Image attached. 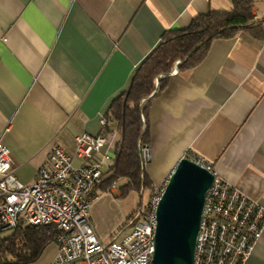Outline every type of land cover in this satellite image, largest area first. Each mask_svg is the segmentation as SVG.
Segmentation results:
<instances>
[{
    "label": "crops",
    "instance_id": "0c3cea01",
    "mask_svg": "<svg viewBox=\"0 0 264 264\" xmlns=\"http://www.w3.org/2000/svg\"><path fill=\"white\" fill-rule=\"evenodd\" d=\"M252 4L251 32L215 39L189 71H179L176 61L151 101L144 171L153 187L194 155L264 210V6ZM233 6L234 0H0V141L16 179L31 183L52 145L72 152L77 135L102 133V116L109 130L98 160L109 175L121 141L109 115L113 100L165 31ZM125 198L116 191L92 200L89 222L102 243L130 216L117 211ZM56 253L52 242L31 264H51ZM246 264H264V233Z\"/></svg>",
    "mask_w": 264,
    "mask_h": 264
},
{
    "label": "built area",
    "instance_id": "2783aa9c",
    "mask_svg": "<svg viewBox=\"0 0 264 264\" xmlns=\"http://www.w3.org/2000/svg\"><path fill=\"white\" fill-rule=\"evenodd\" d=\"M100 126L99 135H77L72 152L52 145L29 184L16 179L15 162L0 141V233L20 224L53 226L57 253L51 264H152L156 210L168 178L151 189L125 235L102 243L89 222L94 191L103 180L98 155L107 143L108 118L102 116ZM139 150L143 164L148 163V145ZM186 157L214 176L205 193L193 264H246L264 233L263 208L226 183L211 164Z\"/></svg>",
    "mask_w": 264,
    "mask_h": 264
},
{
    "label": "trees",
    "instance_id": "16d2710c",
    "mask_svg": "<svg viewBox=\"0 0 264 264\" xmlns=\"http://www.w3.org/2000/svg\"><path fill=\"white\" fill-rule=\"evenodd\" d=\"M252 1L234 0L231 12L210 11L205 16H196L183 30L164 32L159 44L134 72L128 89L110 105L109 115L121 130V141L116 145L110 174H103L102 182L94 191L95 196L108 192L112 184L120 180L124 182L118 185L119 197H126L131 192L141 197L143 191L150 192L153 185L144 171L139 149L149 144L147 113L151 101L166 86V75L176 61H179V71H189L204 59L215 39L231 38L240 31L251 32ZM140 207L141 203L137 213ZM135 215L136 212L127 218L118 234L134 225ZM55 234L53 226L23 224L0 233V264L34 263L53 242Z\"/></svg>",
    "mask_w": 264,
    "mask_h": 264
},
{
    "label": "water",
    "instance_id": "95a60500",
    "mask_svg": "<svg viewBox=\"0 0 264 264\" xmlns=\"http://www.w3.org/2000/svg\"><path fill=\"white\" fill-rule=\"evenodd\" d=\"M213 178L187 157L178 161L156 210L152 264H193L205 193Z\"/></svg>",
    "mask_w": 264,
    "mask_h": 264
},
{
    "label": "rangeland",
    "instance_id": "374dc122",
    "mask_svg": "<svg viewBox=\"0 0 264 264\" xmlns=\"http://www.w3.org/2000/svg\"><path fill=\"white\" fill-rule=\"evenodd\" d=\"M118 182L119 181L115 182V188L111 189V187H110L108 192H116L117 191L120 194V190H118V185H119ZM149 197H150V192L148 190L143 191L142 194H141V197L136 192H131V193H129L126 196L125 199H123L124 201L123 200L121 201L122 202L121 206H120V203H119L117 211L121 212L124 209H128L131 212L130 215L135 213V212L137 214V210L139 209L138 207H139L140 203H141L140 209L143 210L146 207L147 203H148ZM105 221H106V219H105ZM127 232H128L127 228L122 231V233H125V234ZM116 234H118V233L116 232ZM107 240H108V238L106 239V241Z\"/></svg>",
    "mask_w": 264,
    "mask_h": 264
}]
</instances>
